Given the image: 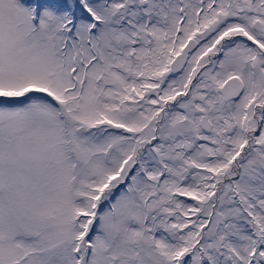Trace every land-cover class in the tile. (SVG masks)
Masks as SVG:
<instances>
[{"label":"snow or ice","instance_id":"obj_1","mask_svg":"<svg viewBox=\"0 0 264 264\" xmlns=\"http://www.w3.org/2000/svg\"><path fill=\"white\" fill-rule=\"evenodd\" d=\"M0 264H264V0H0Z\"/></svg>","mask_w":264,"mask_h":264}]
</instances>
